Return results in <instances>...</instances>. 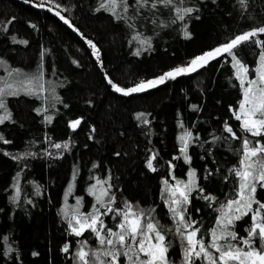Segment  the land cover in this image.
Here are the masks:
<instances>
[{
	"label": "trees",
	"instance_id": "trees-1",
	"mask_svg": "<svg viewBox=\"0 0 264 264\" xmlns=\"http://www.w3.org/2000/svg\"><path fill=\"white\" fill-rule=\"evenodd\" d=\"M127 2L133 7L118 19L100 9L101 0H0V29L12 21L7 31L0 30V87L11 84L8 91L17 93L4 96L6 111L0 109V117L10 114L0 123V264H73L79 241L91 244L95 236L72 233L64 206L80 214L93 212V206L101 212L123 209L125 202L151 214L165 236L168 260L183 264L184 245L164 203V181L192 179L185 218L197 222L198 238L202 234L207 244L221 204L237 195L238 177L230 169L239 165L243 139L264 143L245 132L233 114L243 91L226 53L143 92L124 95L108 82L127 89L186 66L264 24V0H247L246 8L238 0H178L179 7L194 9L184 20L176 19L171 7L137 13L136 0ZM234 51L248 68L247 77L254 78L261 48L247 43ZM15 69L19 73L9 75ZM34 75L42 90L28 83ZM77 119L81 123L73 129L70 122ZM185 129L192 133L190 161L180 151ZM65 142L67 148L54 147ZM153 156L155 171L147 167ZM98 179L107 182L104 188L111 185L110 205L104 197L101 207L90 191ZM255 198L264 203L259 184ZM78 199L81 208L75 207ZM102 219L112 229L120 222L115 212ZM250 224L251 214L231 229L245 237Z\"/></svg>",
	"mask_w": 264,
	"mask_h": 264
},
{
	"label": "snow or ice",
	"instance_id": "snow-or-ice-1",
	"mask_svg": "<svg viewBox=\"0 0 264 264\" xmlns=\"http://www.w3.org/2000/svg\"><path fill=\"white\" fill-rule=\"evenodd\" d=\"M238 2L242 7H247V0H238ZM179 3L182 4L183 0H179ZM159 5L171 7L176 14V19L179 20H184L185 16L194 11L191 7H179L178 0H136L134 7L136 12L139 13L142 8L155 9ZM37 6L43 7L44 5L39 4ZM56 7L60 8L61 5L57 4ZM129 7L133 6L129 5L127 0H101L100 3V9L112 12L118 19L126 18L124 14L128 12ZM117 9H120V11H117ZM56 15L60 16V12L57 11ZM60 18L65 20L66 23L69 22L63 16H60ZM11 22L9 20L0 30L7 31V25ZM184 34L186 37L190 36L187 31ZM261 34H264V24L238 34L227 43L194 57L186 66H178L153 80L140 81L131 88L119 87L111 80L108 82L116 92L124 95L143 92L155 87L157 84L164 83L166 79H175L177 76L195 72L204 67L210 60L226 53L235 61L233 66L237 69L236 75L240 79L241 85H244L248 68L237 58L234 49L247 43L254 44L261 48L259 63L255 70L256 76L247 80V87L243 89V98L239 102L238 108L233 110V114L236 120L241 121V128L245 132L250 133L253 137L264 138V40L258 39ZM13 39L15 38L13 37ZM146 42L142 41V43ZM20 43L27 42L20 41ZM88 43L92 44L91 41ZM92 47L95 49V45H92ZM96 54L98 55V50H96ZM13 71L19 73V70L15 69L11 70L9 75ZM39 80L40 77L34 75L28 80V83L31 85L35 82L36 87L42 90L43 86L39 83ZM11 88L12 85L7 83L0 87V109H5V111L6 105L3 97L9 94H17L15 91H8ZM192 107L196 108L197 106L193 105ZM143 115V113L138 114V118L143 117ZM9 118L10 114L0 117V123ZM143 122L148 123L146 119ZM80 123L79 119L71 121L70 127L75 129ZM181 127L183 128L182 124ZM225 130L231 133L234 138H237L232 127L227 123H225ZM191 137L192 133L186 129L179 137L182 144L180 151L184 154L186 161H190V157L186 153ZM0 140H3V137H0ZM4 142L10 143L9 141ZM54 147L57 149L67 148L68 144L67 142L63 145L55 144ZM25 155L29 154L26 153ZM17 158L19 157H13V159ZM152 159H155V156L148 160L147 167L155 171L152 166ZM230 171L238 177L237 196L221 204L218 209L219 215L216 226L210 230L211 239L207 244L202 234L198 238L201 229L195 226L197 222L185 218L187 208L184 206L190 202L189 193L194 184L191 181L187 183L177 181L175 185H169L167 180L164 181L166 185L165 192L168 193L166 202L171 205L170 211L173 214V219L176 220V233L184 245L183 264H196L198 260L207 261V264H264V203L255 198L257 185L259 184L260 187L264 188V143H261V140H256L253 144L249 139H243L242 158L239 167H234ZM194 174V171L189 173L190 176H194ZM105 183L107 182L98 179L90 189L96 195V200L101 207L105 206L104 197L109 198L108 205L115 200V196L110 195L108 191L111 185L104 188ZM97 185L100 186L98 194L96 192ZM204 198L211 199L208 196ZM253 204L257 205L255 209H253ZM93 207V212L73 214L69 219L71 231L76 236H82L85 231H90L96 237L99 245L95 250H85L88 242L82 241L74 257L77 264H120L121 256L126 258L125 264H169L165 236L161 234L157 224L151 221L146 224L143 222V211H134L133 205L128 202H125L123 209H113L109 206L105 212H101L100 208L96 206ZM110 212H115L116 216L120 217V222L116 225L117 231L107 228L102 219ZM249 214H251L252 223L247 229V235L238 237L237 233L231 230V226L234 225L235 221ZM4 239L6 240L7 237ZM256 240L260 241L259 247L255 246ZM230 241H237V244ZM210 249H215V253H218V255ZM68 250L69 246L65 245L63 251L68 252ZM33 255H36V253H33Z\"/></svg>",
	"mask_w": 264,
	"mask_h": 264
},
{
	"label": "rangeland",
	"instance_id": "rangeland-1",
	"mask_svg": "<svg viewBox=\"0 0 264 264\" xmlns=\"http://www.w3.org/2000/svg\"><path fill=\"white\" fill-rule=\"evenodd\" d=\"M220 46V45H219ZM216 47H218V46H215L214 47V49L216 48ZM208 51H210V50H208ZM261 52V51H260ZM260 54V53H259ZM202 55V54H201ZM259 57V56H258ZM193 59V58H192ZM234 63H235V61H233L232 60V66L234 65ZM258 63H259V59H258ZM257 66H258V64H257ZM233 69H235V72H237V69L233 66ZM255 78V77H254ZM248 79H253V78H248V77H246L245 78V84L244 85H241L242 86V91H243V89H244V87H247V80ZM240 80V79H239ZM243 98V97H242ZM241 122V121H240ZM242 158V157H241ZM237 167H239V165L237 166ZM189 181H192V179H190V180H186V181H183V182H185V183H187V182H189ZM169 183V185H175V184H172V183H170V182H168ZM99 188H100V186L99 185H97V188H96V192H97V194H98V192H99ZM163 189L164 188H166V186H164V187H162ZM164 191H165V189H164ZM237 196V195H236ZM236 196L234 197V198H236ZM94 197H95V199H96V195H94ZM234 198H232V199H234ZM79 201V203H76L75 202V207L77 208L78 207V205H79V207L81 208L82 207V205H83V203H82V201L80 200V199H78ZM105 200V199H104ZM168 200V193H164V203L166 204V206L169 208V210H170V207H171V205H170V203H167L166 201ZM96 202H97V200H96ZM107 208V207H106ZM64 211L65 212H67V223H69V219H71V217H72V213L70 212V211H72V209L70 208V207H66V206H64ZM81 211V213L80 214H87V213H90V211H89V209L88 210H80ZM134 211H138V210H135L134 209ZM140 211V210H139ZM144 212V211H143ZM171 212V211H170ZM71 213V214H70ZM171 215H172V218H173V214H172V212H171ZM219 215V214H218ZM104 221V220H103ZM120 221V220H119ZM149 221H151L152 223H154V224H157V222H156V220L155 219H153V218H151V214L150 213H146L145 214V212H144V223L146 224L147 222H149ZM175 221V224H176V220H174ZM105 222V221H104ZM73 223H75V221H73ZM119 223V222H118ZM251 223H252V221H251ZM105 224V223H104ZM106 225V224H105ZM216 226V225H215ZM109 228H111V227H109ZM113 230L114 231H117L118 229L116 228V226L113 228ZM232 230V229H231ZM160 231V230H159ZM73 233V232H72ZM82 241H87V240H80L79 241V243H78V248H77V250L75 251V254H76V252L78 251V249L80 248V246H81V242ZM88 243H87V247H86V249L85 250H89V249H91V250H95V249H97L98 247H99V245H98V243H97V240H96V237H95V239H94V241L90 244L89 243V241H87ZM231 243H233V244H237V241H230ZM186 243V242H185ZM222 243H223V241H222ZM90 245H92V247H90ZM259 245H260V241L259 240H257V242L255 241V246L256 247H259ZM237 246H242V245H237ZM210 251H212L214 254H216V255H218V253H215V249H210ZM182 252V256H183V250L181 251ZM143 258V257H142ZM90 259H91V257H90ZM125 261H126V258L125 257H123V256H121L120 257V264H125ZM205 262H207V261H205ZM73 264H77V262H76V260H74V263ZM169 264H172L171 262H170V260H169Z\"/></svg>",
	"mask_w": 264,
	"mask_h": 264
}]
</instances>
